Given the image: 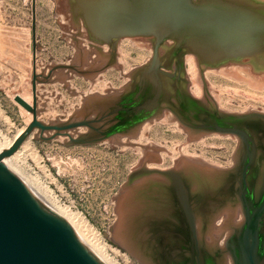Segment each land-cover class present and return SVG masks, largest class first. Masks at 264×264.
<instances>
[{"label":"water","instance_id":"95a60500","mask_svg":"<svg viewBox=\"0 0 264 264\" xmlns=\"http://www.w3.org/2000/svg\"><path fill=\"white\" fill-rule=\"evenodd\" d=\"M68 3L82 40L72 37L75 55L69 63L44 65L38 73L37 0H32L33 103L20 95L14 99L32 115V121L0 154V264H103L5 160L32 135L43 142L62 140L65 147L105 142L133 144L140 133L117 132L158 119L160 104L167 106L172 123L196 132L188 139L190 142L209 134L238 137L236 168L212 171L202 160L184 155L173 162L175 167L170 170L150 168L142 160L115 198L117 219L111 229L114 235L116 226L126 225L132 248L121 245L116 237L114 241L140 264H264V233L258 228L264 218V167H255L258 155L264 151V112L222 109L205 76L209 70L232 66L248 67L252 73L264 76V0ZM122 38L138 40L152 52L151 58L129 76L138 92L120 106L113 104L110 96L84 93L70 115L48 123L40 120L43 111L38 106V85L43 91L46 85L59 84L74 95L70 76L94 82L110 68L122 71L118 63ZM103 47L109 52L105 53ZM188 56L197 63L201 99L191 91L186 72ZM48 94L54 95L43 92L41 96L47 100ZM62 104L60 108L65 111ZM117 115H128L130 119L118 121L114 118ZM261 161L264 163V159ZM256 171L258 180L251 183L249 179L256 178ZM156 187L162 188L161 193L168 196L177 213L169 219L174 228L158 229L156 225L149 204L158 192ZM124 196L128 198L127 219L118 209ZM236 200L243 207L244 228L214 230L219 205ZM173 218L178 222L174 224ZM197 226L206 228L198 230Z\"/></svg>","mask_w":264,"mask_h":264},{"label":"rangeland","instance_id":"374dc122","mask_svg":"<svg viewBox=\"0 0 264 264\" xmlns=\"http://www.w3.org/2000/svg\"><path fill=\"white\" fill-rule=\"evenodd\" d=\"M57 1L37 0L38 73L44 65L69 63L75 52L74 41L63 34L68 31L60 27ZM31 27L32 0H0V132L8 139L16 138L28 125L27 116H32L14 100L17 95H26L33 103ZM118 47V62L125 71L143 65L152 54L149 47L131 39L122 41ZM238 68L245 70L227 68L221 69L222 72H206L212 95L227 111L264 112V76L252 73L248 67ZM196 70L199 77L198 67ZM122 77L120 70L112 68L98 76L92 88L102 92L108 85L122 84L125 81ZM91 85V81L76 79L72 86L76 92L74 95L60 87L67 101L56 97L55 93L53 96L48 94L46 100L41 96L42 86L38 85V106L43 111L40 120L48 123L57 119L63 112L60 109L62 103L70 111L80 104L81 94L90 92ZM61 141L43 142L32 135L26 146L21 148L19 172L25 173L23 175L40 188L42 186L41 189L59 205L81 215L88 227L102 238V245L109 257L118 262L116 264H140L114 241L111 229L117 219L115 198L131 172L139 167L144 153L148 152L151 157L148 161L151 166L161 161L160 167L168 168L182 156L179 153L173 156L170 151L174 152L181 145L187 144L191 148L190 156L210 162L220 159L229 162L234 150L233 141L218 136L190 142L177 124L164 121L152 127L150 133H140L133 144L123 146L105 142L97 146L65 147ZM142 146L143 150H139ZM154 148L159 151L155 152Z\"/></svg>","mask_w":264,"mask_h":264},{"label":"flooded vegetation","instance_id":"af4514ba","mask_svg":"<svg viewBox=\"0 0 264 264\" xmlns=\"http://www.w3.org/2000/svg\"><path fill=\"white\" fill-rule=\"evenodd\" d=\"M56 9L58 12H60V27L65 29L66 31H68V33H63L67 36H69L70 38L72 37H76L80 40L81 37L79 35V31L78 29H76L74 26L76 24V20L72 17L70 11H71V7L68 3V0H58L56 2ZM129 38H122L119 42V44L124 41L127 40ZM131 41L136 42V40L131 39ZM84 47H87V44L84 43L83 44ZM90 50V49H89ZM103 51L105 53H108V47H103ZM118 53H119V47H118ZM152 56V54H151ZM151 58V57H150ZM118 60H119V56H118ZM119 63V62H118ZM121 66L122 64L119 63ZM145 64V63H144ZM142 66V65H140ZM135 67L130 71H125L122 70L121 73L123 74V79L125 80L122 84L116 86V85H108L107 88L105 90L101 91H96L92 89V86H94L96 83L92 82L91 85V89H90V94H100V95H104V96H110L111 101H114L113 104L120 106L121 103L127 99L130 98L131 96L135 95L138 90L136 88V83L132 82L129 79V76L137 69L139 68ZM112 69V68H110ZM110 69L104 71L103 73H106L107 71H109ZM186 72H187V66H186ZM101 73V74H103ZM100 74V75H101ZM188 74V72H187ZM99 75V76H100ZM188 78L190 79L189 75ZM191 82V80H190ZM191 88H192V83H191ZM200 99L202 98L199 97ZM63 105V104H62ZM79 105V104H78ZM76 105L75 107H73L70 111L67 109L64 111L62 108H60L63 112L59 115V117H66L67 115H70L71 113H73L74 109L78 106ZM64 106V105H63ZM135 107V105H132L131 108ZM166 105L165 104H160V106H158V110L156 115L159 117L158 119H154V120H146L142 123L135 124L133 127L130 128H125L123 130H119L117 133H150L151 128L156 126L158 123H162L166 118H168V113L166 111ZM66 108V107H65ZM248 112V111H246ZM239 113V112H238ZM241 113H245V112H241ZM119 118L118 121H124V120H128L130 119V117L127 116H116L114 117ZM131 119H135V118H131ZM172 123V122H169ZM149 127L146 129V131H143L145 128ZM177 128H179V130L185 134V136L187 137V139L190 138V136L193 133H196L193 129L190 128H184V129H180V127L177 125ZM87 130H83V132H86ZM105 132V130L103 131ZM210 136H218L221 138H226L229 139L230 141H233L234 143V150L232 152L230 161L228 162L226 159H220L218 160V162H210L206 159H203L201 157H197V156H188V157H193V158H198L200 160H202V162L207 166V169L212 170V171H227V170H233L236 168L237 165V160H238V153H239V149H240V140L238 139V137L235 136H231V135H219V134H209V135H205L204 137H210ZM201 138V139H202ZM199 139V140H201ZM187 156V155H186ZM258 159L259 161L257 163H255V167H257V170H260L261 168L264 167V163L261 161L262 159H264V151L262 153H260L258 155ZM154 166H151L150 164H147V166H149L150 168H154V169H159V170H170L172 168L175 167L174 163L168 167V168H161L160 165L162 164V162L154 163ZM258 176V172L256 171L253 175V177L256 178H250L249 181H251V183L257 179ZM156 191H158L157 193H154V198L151 200V202L149 203L152 207L151 213L153 214V216L156 218V225L158 226V229H164V228H174L171 227L172 223H170L169 219L172 218V216H174V214H177L175 212V209L171 203V201L169 200L168 196L165 194H162V188L156 187ZM218 199V198H217ZM218 216H217V220L214 222L213 225V229L216 231H222V230H226L227 232H230L231 230H236V231H241L244 228V224H245V216L243 213V207L239 204L238 200L233 201V202H224L222 204L219 205V210H218ZM174 220V218H173ZM178 222V219L175 221L174 220V224ZM260 225L258 226L259 231L261 233H264V218L260 221ZM230 224V226H229ZM176 227H180V225H176ZM198 230L200 229H205L206 226H197Z\"/></svg>","mask_w":264,"mask_h":264},{"label":"bare ground","instance_id":"6f19581e","mask_svg":"<svg viewBox=\"0 0 264 264\" xmlns=\"http://www.w3.org/2000/svg\"><path fill=\"white\" fill-rule=\"evenodd\" d=\"M136 42L139 43L138 40H136ZM186 66H187L188 75L190 76V78H191L190 80L192 81L191 82L192 83L191 91H192L194 96L201 97L203 88L201 86L200 79H199V77L197 75V70H196L197 69V63H196L195 58L192 57V56H188L186 58ZM228 69H230V70L233 69V71L234 70H240L241 72H243V70H245V69H240V68L235 67V66H232V67H230ZM222 71H224V70L222 69ZM222 71L220 70V72H222ZM24 96L25 97H23V96H21V97L24 98L26 101H28L30 103L29 98L26 95H24ZM221 108L225 110V108H223L222 105H221ZM46 116H47V114H46ZM31 121H32V116L28 115L27 118H26V124H29ZM164 122H168L169 123V122H171V120L168 117V118H166L164 120ZM147 128H149V127L146 126V128L143 131H146ZM23 130L18 133L16 138L23 132ZM16 138L8 139L2 132H0V154L3 151L9 149L12 146V144L14 143V141L16 140ZM28 140H26V142L22 145L21 148H24L26 146V144L28 143ZM21 148L14 156H12L11 158L5 160L9 164V166L13 169V171L16 173V175L18 177H20L32 189V191H34V193L52 211H54L56 214H58L65 222H67L74 229V231L76 232V234L78 235L80 240L87 246L88 249H90L94 253V255L103 264H116V263H118V262H114V260H112L109 257L106 248L104 247V245H102V240H101L102 238H100V236L96 232H94L91 228L88 227V224L86 223V221L83 219V217L81 215H79L77 213H73L69 209L59 205L57 203V201L54 198H52V196H50L48 194L47 191H44L43 189H41L42 186L40 188L39 185L37 186L34 182L32 183L31 181H29L26 178V176L23 175L25 173L22 174V173L19 172L20 168H19V165H18V158H19V155H20V153L22 151ZM142 148H143V146L141 147V149L140 148H138V149L139 150H143ZM190 149L191 148L189 146H187V144H186V145L178 146V148H175L174 152H173V150L170 151V152H172L173 156L175 154H178V153L182 154V155H187V156L189 155L190 156V155H192V151ZM158 150H159L158 148H154L155 152H158ZM145 151H147V149ZM147 154H148V152L146 154L144 153V157L142 159L144 162H148L151 159V157H149ZM23 171H25V170L23 169ZM30 177H29V179H30ZM34 179H36V178H34ZM142 182H145V181H142ZM126 200H128V198H126L124 196L120 200V204H119V207H118V209L120 211V214L122 215V217H124V219H127V214H126V212H127L126 211L127 204H126ZM126 228H127L126 225L122 226V224L116 226L114 228V238L116 237L117 241L121 245L127 246L128 248H132V244L130 243Z\"/></svg>","mask_w":264,"mask_h":264},{"label":"crops","instance_id":"0c3cea01","mask_svg":"<svg viewBox=\"0 0 264 264\" xmlns=\"http://www.w3.org/2000/svg\"><path fill=\"white\" fill-rule=\"evenodd\" d=\"M75 53V52H74ZM75 54H73V57H74ZM59 75V73H56V75ZM72 79L70 80V84L71 86H74L75 82H76V79L80 78V79H83L84 82H87L89 83V81H87L86 79L84 78H81V77H78V76H70ZM62 86L59 85V84H56V85H46L45 86V89L43 90V92H49V93H55V94H61L63 97H62V100H66V95L64 94V92H61L60 90H62L61 88ZM59 97V96H58Z\"/></svg>","mask_w":264,"mask_h":264}]
</instances>
